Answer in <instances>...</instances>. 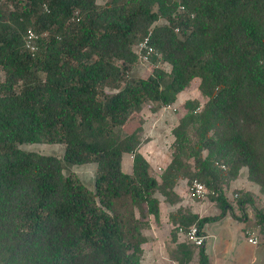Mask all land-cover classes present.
Here are the masks:
<instances>
[{"label":"trees","instance_id":"trees-1","mask_svg":"<svg viewBox=\"0 0 264 264\" xmlns=\"http://www.w3.org/2000/svg\"><path fill=\"white\" fill-rule=\"evenodd\" d=\"M142 43L146 76L132 71ZM0 72V264H150L144 232L163 200L177 206L166 219L177 264H209L190 226L204 235L250 208V230L264 228L258 195H227L245 169L264 196V0H0ZM192 81L204 101L184 103L156 175L139 151L142 126L128 121L147 103L172 105ZM29 144L63 153L20 149ZM87 164L92 186L73 171ZM184 179L204 186L214 214L178 205Z\"/></svg>","mask_w":264,"mask_h":264},{"label":"rangeland","instance_id":"rangeland-1","mask_svg":"<svg viewBox=\"0 0 264 264\" xmlns=\"http://www.w3.org/2000/svg\"><path fill=\"white\" fill-rule=\"evenodd\" d=\"M104 1L105 0H98L100 4H102ZM142 55H143V51L138 50L137 65L132 70L134 74L138 76H146L150 74L152 67L154 66L152 63L149 62L150 54L148 55V58L145 60L141 58ZM0 78H2L1 72H0ZM197 85H198L197 81H192L190 85L178 95L176 101L170 106L156 108L152 103L145 104L141 112L139 114L133 115L128 121V128L135 127L137 124L142 126L143 130L141 134L142 136H141V144L139 147V151L147 159V161L151 164V166H154L155 170L153 169L152 171L155 172L156 175H159L169 162V156L172 150L171 147L173 146V142H174V138L171 134V128L183 115L184 103L188 100H195L198 101L199 106H201L204 101V98L198 92ZM192 138H194V136H192ZM20 149L24 151L37 152L42 155H53L56 157H61L63 153V146L60 144H29V145L20 146ZM131 161H132L131 155L123 156L122 159L123 172L127 173L130 171ZM94 169L95 168L93 164H87L82 166H76L74 167L73 171L80 177V179L83 182L92 186L94 181ZM245 179L247 180V177H245ZM240 183H245L244 176H242L241 172L239 173V175L235 180L230 182L228 186L227 195L229 199H232L233 196L232 191H234L235 189H239ZM189 187L190 184L186 182L185 179L180 181L179 184L177 185V188L181 189L178 190L177 192L178 194H176L177 198L179 199L178 205L190 211H193L197 207L196 204H201V202L209 203V205L207 204L206 206L211 207L210 210L212 212L208 211L207 208L205 210V213L203 214L196 213V214H198L199 216H204L208 214L206 211L211 212V214H214L215 208L213 207V204L206 198V194H207L206 189H205L206 192L204 194V197L202 199L197 200L189 196ZM163 202L170 204V202L165 200H163ZM172 206L177 207L176 205H172ZM148 229L149 227L146 230ZM146 230L144 233H146ZM170 231H171V226H169L168 229V236H167L168 240L166 241L167 243L162 244L161 243L162 241H159L160 243L158 244V245H162L163 249L167 247L165 251L168 259L165 257V259L161 260L160 256H158V258L159 260H161V262L171 261L172 264H177V262L172 260L170 256V251L174 246V243H172L170 239ZM201 236L205 237V235H201ZM148 258L149 257L145 252L144 253L145 262L150 264H155L146 261V259L148 260ZM189 263L197 264L196 257L194 256Z\"/></svg>","mask_w":264,"mask_h":264},{"label":"crops","instance_id":"crops-1","mask_svg":"<svg viewBox=\"0 0 264 264\" xmlns=\"http://www.w3.org/2000/svg\"><path fill=\"white\" fill-rule=\"evenodd\" d=\"M151 168L155 170L154 166H151ZM241 174L244 176L245 183H240L239 188L258 195L264 202V196L259 194V187L245 179V169L241 170ZM178 190L181 189L176 188V194H178ZM161 204L158 221H152L149 229L144 233L146 244L143 251L149 257L148 260L146 259L148 262L172 264L171 261L161 262L162 259L167 258L165 251L167 247L163 249V246L158 244L160 243L159 241H162V244L167 243L170 225L166 219L168 213L173 211L175 206L164 202ZM207 204L209 205V203L204 202L196 204L197 207L193 212L203 214L207 208L208 211H211V207H207ZM208 211L206 212L211 214L212 211ZM255 225V219L250 208H247L244 218L239 214L238 218L235 219L231 214H227L217 221L206 224L203 229L205 235L203 248L208 256L209 264H264V246H253L246 241L247 232ZM158 256H160L161 260H159Z\"/></svg>","mask_w":264,"mask_h":264},{"label":"built area","instance_id":"built-area-1","mask_svg":"<svg viewBox=\"0 0 264 264\" xmlns=\"http://www.w3.org/2000/svg\"><path fill=\"white\" fill-rule=\"evenodd\" d=\"M29 39L32 38V35L29 34ZM139 51H143L142 59H147L148 55L152 53V49L147 46L145 43H142L138 47ZM204 186L197 182L193 181L189 187V196L193 199H201L205 194ZM187 241L195 246H200L204 243L205 237L199 235L196 227H190L185 233ZM246 241L253 246H264V228L261 231L250 230L247 232Z\"/></svg>","mask_w":264,"mask_h":264}]
</instances>
